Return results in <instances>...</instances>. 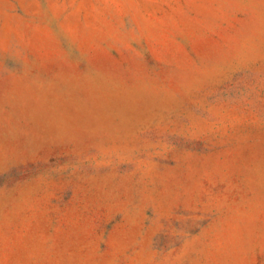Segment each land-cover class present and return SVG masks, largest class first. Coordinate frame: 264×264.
Listing matches in <instances>:
<instances>
[{"label":"rangeland","instance_id":"1","mask_svg":"<svg viewBox=\"0 0 264 264\" xmlns=\"http://www.w3.org/2000/svg\"><path fill=\"white\" fill-rule=\"evenodd\" d=\"M0 264H264V0H0Z\"/></svg>","mask_w":264,"mask_h":264}]
</instances>
